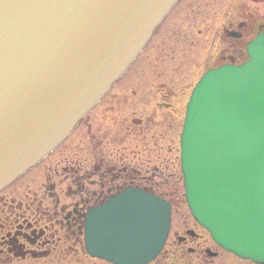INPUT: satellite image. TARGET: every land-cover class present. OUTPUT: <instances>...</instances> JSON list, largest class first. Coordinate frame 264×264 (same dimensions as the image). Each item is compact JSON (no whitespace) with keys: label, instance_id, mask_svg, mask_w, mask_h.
Masks as SVG:
<instances>
[{"label":"water","instance_id":"95a60500","mask_svg":"<svg viewBox=\"0 0 264 264\" xmlns=\"http://www.w3.org/2000/svg\"><path fill=\"white\" fill-rule=\"evenodd\" d=\"M179 0H0V191L64 142ZM186 199L225 250L264 264V37L241 67L208 72L182 135ZM171 205L127 189L86 216V250L149 264Z\"/></svg>","mask_w":264,"mask_h":264},{"label":"flooded vegetation","instance_id":"af4514ba","mask_svg":"<svg viewBox=\"0 0 264 264\" xmlns=\"http://www.w3.org/2000/svg\"><path fill=\"white\" fill-rule=\"evenodd\" d=\"M204 7L206 14L215 13L206 23L220 20L215 34L220 49L214 67L206 64L203 73L245 62L250 43L264 36V0H204ZM118 86L35 170L0 193V264H89L94 260L86 252L84 225L91 209L129 188L146 191L178 184L179 150L172 145L178 140L179 112L158 100L155 110L172 107L170 116L158 124L148 112L150 102L133 90L136 96L127 102V118L110 119L124 100L113 94ZM165 93L163 100L170 98ZM135 106L141 107L142 118L135 116ZM163 124V134L152 131ZM41 167L43 180L34 183L33 175ZM178 230L172 240L171 257L177 262L173 264H236L224 260L222 255L229 253L196 222L184 221Z\"/></svg>","mask_w":264,"mask_h":264},{"label":"rangeland","instance_id":"374dc122","mask_svg":"<svg viewBox=\"0 0 264 264\" xmlns=\"http://www.w3.org/2000/svg\"><path fill=\"white\" fill-rule=\"evenodd\" d=\"M205 10L204 0L196 2L193 0H183L174 13L168 17L160 32L147 47L142 57H140L133 65L128 75L125 76V78L119 83V86L113 93L114 95H119L118 99H124L122 106L118 107L115 112L110 114V119L114 118L118 120V122L126 119L128 113H130L131 107L130 105L127 106V102L130 101V97L132 98V96H136L132 93L133 90L137 91L136 94H144L145 100L150 102L147 105L148 112L152 113L151 116L156 118L155 121L158 124L162 123V118L166 119L170 116L172 107L157 111L153 108L155 103H157L158 100L159 102L162 100L163 103H168L173 106V108L179 112L180 117L178 140H173L172 145V149L176 146L179 150L178 155H180V136L183 130L186 106L191 91L200 77L196 74V72L199 71L200 73H203L206 64L214 67L213 62L215 60V54L218 49H220V45L215 39V34L220 25V20L216 18L214 21H211L210 24L206 23L209 18L208 16L211 14L213 17L215 13L206 14ZM153 58H155V60H153ZM144 63L149 64V66L145 67ZM141 73L143 76H141ZM141 83L143 84L142 89ZM165 91L169 92V96L165 93ZM164 93L165 96L170 98H164L163 100ZM150 95L155 97L152 98ZM137 98L138 96L136 99ZM101 110L102 109L99 108L98 111ZM132 110L137 111L135 116H139L141 118L143 117L144 113L140 111L141 107L135 106L132 107ZM156 112L157 115L155 114ZM88 123L89 122L84 124L82 127L83 130H86ZM118 127H120V125L115 126L114 131ZM152 131L155 134H163L164 124ZM80 135L81 132L77 133V137L81 140L83 137ZM175 153L177 152H174V154ZM43 167L34 173V183L42 182L43 178L41 176V170ZM24 183L26 182L24 181ZM176 189L180 198L177 201L174 200L175 204L173 208L172 228L166 246L167 251L161 255L154 264L177 263L176 260L171 257L174 246L172 241L174 234L179 231L178 228L184 221L190 222V224L194 223L184 197L185 189L183 186V175L180 166L178 167V184L176 185ZM157 191L163 192L165 189H157ZM222 256L225 261L230 263L252 264L250 262L241 261L230 254H223ZM89 264L106 263L94 260Z\"/></svg>","mask_w":264,"mask_h":264}]
</instances>
